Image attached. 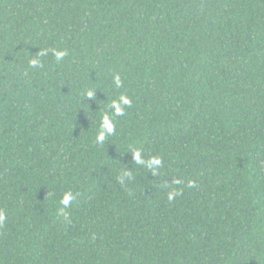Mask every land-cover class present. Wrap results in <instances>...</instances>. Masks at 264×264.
<instances>
[{"label":"trees","instance_id":"trees-1","mask_svg":"<svg viewBox=\"0 0 264 264\" xmlns=\"http://www.w3.org/2000/svg\"><path fill=\"white\" fill-rule=\"evenodd\" d=\"M0 211V264H264V0H0Z\"/></svg>","mask_w":264,"mask_h":264},{"label":"clouds","instance_id":"clouds-1","mask_svg":"<svg viewBox=\"0 0 264 264\" xmlns=\"http://www.w3.org/2000/svg\"><path fill=\"white\" fill-rule=\"evenodd\" d=\"M46 54H47L46 52H41V55H46ZM54 54H55L56 59L59 61V60L63 59L64 56L67 55V52L54 50ZM38 63H39V61L35 60V59L31 61V65L34 67ZM114 82H115L117 87L122 86V81H121V78L118 74L115 76ZM87 95H88V97H92L93 93L91 91H89L87 93ZM130 105H131V100L128 97L121 95L119 97V101H113L112 102L111 107H112V109H114L115 115L121 116V115H124V106H130ZM101 127H102V130L98 134L97 140H98V142L103 143L106 139V136L114 134V131H115L114 123L112 122V120L110 119V117L107 114H105V116L102 119V126ZM133 156H134V160L136 163L145 164V161L141 158L140 151L134 152ZM159 165H161V160L153 158L147 162L146 166L150 170H152L153 173L155 174V170ZM125 175H128V174L126 173ZM120 182L121 183L124 182L123 176L120 177ZM175 183L179 184L180 181L177 180V181H175ZM189 186L190 187L195 186L194 182H189ZM180 194L181 193L178 191L169 192L168 198H169V200H173L177 195H180ZM75 198H76L75 195L71 191L66 192L63 195V197L60 201L61 205H63V207L59 211L60 215H64L65 218H67V214L65 213L64 209L67 208L71 204L72 200H74ZM5 219H6L5 213L3 211H0V224H2Z\"/></svg>","mask_w":264,"mask_h":264}]
</instances>
